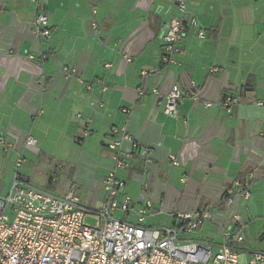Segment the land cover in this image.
<instances>
[{"label":"crops","instance_id":"obj_1","mask_svg":"<svg viewBox=\"0 0 264 264\" xmlns=\"http://www.w3.org/2000/svg\"><path fill=\"white\" fill-rule=\"evenodd\" d=\"M176 4L0 0V146L4 140L15 164L25 152L56 155L61 147L73 155L79 148L64 191L72 184L90 195L85 205L100 208L115 168L109 145L123 138L112 130L125 128L131 140L120 147L131 168L116 175L134 212L120 219L137 224L144 209V224L158 228L174 225L178 214L209 210L205 224L216 220L220 239L237 204L228 207L222 194L236 182L250 181L252 189L264 179V0H190L198 29L182 44L185 55L164 65L163 36L181 17ZM39 14L48 18L50 39L35 33ZM176 84L184 91L194 84L199 99L185 98L177 115L166 116ZM225 96L238 99L230 113ZM28 137L37 144L28 146ZM1 167L9 185L13 175L7 180Z\"/></svg>","mask_w":264,"mask_h":264},{"label":"built area","instance_id":"obj_2","mask_svg":"<svg viewBox=\"0 0 264 264\" xmlns=\"http://www.w3.org/2000/svg\"><path fill=\"white\" fill-rule=\"evenodd\" d=\"M189 1L177 0L181 17L171 23L163 36L164 65L175 64L176 56L185 55L182 44L191 29H198L197 19L189 16ZM34 28L37 36L52 37L46 15H37ZM198 38H206L203 30H198ZM187 97L199 99L194 84L189 91L174 85L164 114L177 115ZM237 104L238 99L232 96H225L222 103L229 113ZM258 105L264 107V102ZM112 132H121L123 138L109 145L115 168L104 179L106 198L100 208L85 205L72 184L62 195H52L34 187L18 172L9 185L0 178V264H264V249L248 252L243 248L247 225L238 213L241 204H247L251 198L250 181L236 182L222 194L228 207L237 204L219 241L202 240L200 236L203 225L212 219L209 210L178 214L174 225L158 228L144 224V209L136 213L137 224L120 219L118 213L127 216L134 212L133 200L125 193L126 184L116 175L118 169L131 168L130 156L124 155L120 147L131 137L125 128L115 127ZM26 144L34 146L37 140L28 137ZM1 145H6L4 140ZM142 155L148 158L149 152L143 150ZM21 162L19 156L16 166ZM88 217L97 221L95 226L86 223Z\"/></svg>","mask_w":264,"mask_h":264},{"label":"rangeland","instance_id":"obj_3","mask_svg":"<svg viewBox=\"0 0 264 264\" xmlns=\"http://www.w3.org/2000/svg\"><path fill=\"white\" fill-rule=\"evenodd\" d=\"M6 147L7 145L0 146V167L7 168V180L12 175L14 177L13 172H19L22 176L25 175L27 179L29 178L34 187L52 195H62L67 182L73 178L80 153L78 148L77 153L75 152L73 155H70V153L63 151L61 147H57L56 155L51 154V152H42L36 156L25 152L24 157H21L22 162L20 166L17 167L16 162L14 160L10 162L8 158L11 152H4L5 150L3 149ZM59 174L60 176L58 177ZM80 190H78L77 196L83 201L86 195L81 194ZM250 191L251 200L247 203L249 207L248 212L245 210V203H242L238 214L247 225V242L243 248L248 252H254L264 249V239L261 240L260 238L264 226V179L261 180V183L257 187H253ZM89 196L87 195L86 197ZM118 217L121 218L122 213H118ZM216 222V220H213L205 224L202 233H200L202 240H208V237L218 238L220 229L216 225ZM86 223L90 226H95L97 221L88 217ZM217 241H219V238Z\"/></svg>","mask_w":264,"mask_h":264},{"label":"trees","instance_id":"obj_4","mask_svg":"<svg viewBox=\"0 0 264 264\" xmlns=\"http://www.w3.org/2000/svg\"><path fill=\"white\" fill-rule=\"evenodd\" d=\"M264 239V234L261 236V240H263Z\"/></svg>","mask_w":264,"mask_h":264}]
</instances>
